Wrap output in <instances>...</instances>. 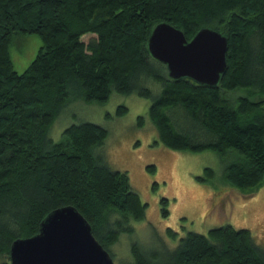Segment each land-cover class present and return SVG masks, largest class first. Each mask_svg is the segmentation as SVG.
<instances>
[{"label": "trees", "instance_id": "obj_1", "mask_svg": "<svg viewBox=\"0 0 264 264\" xmlns=\"http://www.w3.org/2000/svg\"><path fill=\"white\" fill-rule=\"evenodd\" d=\"M163 20L187 39L203 26L227 36V68L216 85L170 78L150 55L147 36ZM87 32L94 36L84 42ZM17 33L41 39L20 72L9 54ZM147 79L160 85L158 93ZM112 89L150 98L147 115L166 147L231 157L222 169L223 192L251 194L263 185L264 0H0V255L9 257L11 241L35 233L57 206L77 208L111 257L110 245L132 231L130 220L144 217L146 203L127 172L95 154L106 128L84 120L67 125L62 140L48 134L69 95L103 102ZM213 177L207 166L198 176ZM160 201L166 215L168 200ZM165 232L175 239L170 227ZM159 244L131 242L124 264H264V246L249 229L230 224L187 231L172 247Z\"/></svg>", "mask_w": 264, "mask_h": 264}, {"label": "rangeland", "instance_id": "obj_2", "mask_svg": "<svg viewBox=\"0 0 264 264\" xmlns=\"http://www.w3.org/2000/svg\"><path fill=\"white\" fill-rule=\"evenodd\" d=\"M92 36L87 32L80 38L87 42ZM40 45L36 33L13 35L9 54L14 68L22 71ZM145 85L153 94L159 92L160 85L152 79H147ZM149 104L150 98L113 89L103 102L69 95L48 131L58 141L63 138L62 130L71 123L89 120L106 128L107 136L95 154L110 168L126 171L131 188L146 203L144 217L130 220L132 231H122L110 245L114 263L130 262L133 241L146 249L159 248V242L172 247L187 231L206 233L209 228L224 224L249 229L255 241L264 246V183L251 194L235 188L223 192V186L228 185L222 177L223 165L232 158L226 156L222 160L210 149L192 152L166 147L147 115ZM119 105L126 106L121 115L116 113ZM179 114L175 113L180 119ZM139 115L143 118L140 124ZM150 164L155 166L154 171L149 169ZM206 166L214 171L212 182L198 178ZM161 197L168 200L166 215L162 214L165 205ZM167 227L176 232L175 239L166 234ZM4 261L10 264L7 254L0 255V264Z\"/></svg>", "mask_w": 264, "mask_h": 264}, {"label": "water", "instance_id": "obj_3", "mask_svg": "<svg viewBox=\"0 0 264 264\" xmlns=\"http://www.w3.org/2000/svg\"><path fill=\"white\" fill-rule=\"evenodd\" d=\"M150 55L165 64L170 78L187 76L214 86L227 68V36L203 26L189 39L168 21L156 22L146 39ZM10 264H115L95 238L87 219L71 204L51 209L38 230L9 245Z\"/></svg>", "mask_w": 264, "mask_h": 264}]
</instances>
